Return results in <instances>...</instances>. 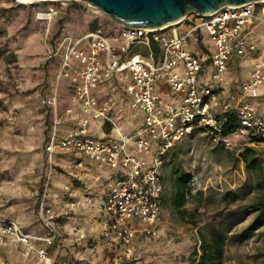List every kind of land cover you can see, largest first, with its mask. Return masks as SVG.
Segmentation results:
<instances>
[{
  "label": "built area",
  "instance_id": "obj_1",
  "mask_svg": "<svg viewBox=\"0 0 264 264\" xmlns=\"http://www.w3.org/2000/svg\"><path fill=\"white\" fill-rule=\"evenodd\" d=\"M58 15L55 8L37 12L40 21H52ZM108 19L106 28L80 37L62 35L49 52L50 59L60 60L53 95L45 100L52 109L53 126L46 146L48 176L40 209L49 233H28L17 220L0 214V245H20L23 257H34L38 264H65L52 253L57 238L56 215L47 204L58 149L118 172L107 184L105 209L123 255L131 258L138 233L149 237L159 234L163 168L178 145L197 131L206 134L213 145L226 149L264 144V111L254 103L262 97L263 60L255 59L250 78L232 97L237 115L233 130H226L220 116L225 111L219 107L218 89L201 83L205 66L213 64V80L221 82L233 57L246 58L257 50L246 30L264 28V1L229 6L210 15L191 14L161 28H128ZM200 34L209 38V55H199L193 47ZM66 83L71 90L66 114L74 124L61 138L59 98ZM120 85L131 108L144 114L137 135L122 132L113 115L114 104L100 101L105 88L116 90ZM159 86L169 90L173 99H164ZM95 121L112 125L116 134L95 136ZM153 154L155 166L150 162ZM128 262L120 257L115 264Z\"/></svg>",
  "mask_w": 264,
  "mask_h": 264
},
{
  "label": "rangeland",
  "instance_id": "obj_2",
  "mask_svg": "<svg viewBox=\"0 0 264 264\" xmlns=\"http://www.w3.org/2000/svg\"><path fill=\"white\" fill-rule=\"evenodd\" d=\"M49 8L59 10V15L52 21L38 20L37 12ZM109 21L98 9L82 1L23 4L17 0H0V163L9 165L18 173L17 185L0 192V212L7 215L13 212L15 215H11L21 225L20 218L29 225L50 231L40 209L42 195L46 192L43 167L41 163L36 164L37 160L24 158L23 150L27 149L34 157V152L43 151L41 140L46 136L47 125L38 102L49 86L43 78L44 73L53 72L55 66L51 63L53 59L49 58L54 39L62 35L80 37L93 29L106 28ZM249 42L258 49L264 47L263 41L249 39ZM247 53L250 55L249 48ZM248 61L249 58L240 60L244 71L240 73L242 80L246 78L243 74L245 71L247 74ZM215 70V66L209 64L201 75V83L213 90L220 85L213 80ZM163 89L159 92L166 99L171 93ZM4 133L23 137L31 134L33 138L25 143L26 147L15 143L12 150L18 157L14 160L3 157L4 151H12L4 148ZM247 148L252 149L251 156L259 159L258 167H247L243 157ZM151 156L150 162L155 166L154 154ZM175 167L177 173L174 172ZM180 171L191 175L190 190L181 207L176 204L175 190ZM163 174V223L158 236L138 233L133 257H125L118 245L119 258L129 261L127 264H190L192 252L195 249L201 251L203 236L210 238L222 233L227 236L224 264H264V218L263 225L253 237L246 241L239 238L241 232L258 219V212L251 209L264 196V190L259 186L264 178L263 143L239 144L226 149L213 145L206 134L197 131L170 153ZM36 179H40V185ZM49 191L50 187L48 196ZM53 211L56 217L60 213L56 209ZM55 223L57 239H63L61 244L66 243L72 232L66 230L65 222ZM75 243L64 261L92 264L102 260V264L103 261L109 263L110 252L104 255L96 252L97 247L101 245L103 248L104 243L99 235L82 240L79 248ZM0 264L21 263L17 254L0 247Z\"/></svg>",
  "mask_w": 264,
  "mask_h": 264
},
{
  "label": "crops",
  "instance_id": "obj_3",
  "mask_svg": "<svg viewBox=\"0 0 264 264\" xmlns=\"http://www.w3.org/2000/svg\"><path fill=\"white\" fill-rule=\"evenodd\" d=\"M246 32L249 34V39L260 40L264 44V28L261 26H255L252 29H247ZM249 67L244 80L240 78V73L243 71L240 60L243 58L233 57L229 69L225 73L226 76L220 82L218 92L220 94L219 107L220 110L227 111L236 107L235 101L232 99L234 95H238L241 90V84L247 81L253 71L254 62L256 58H260L264 61V47L263 49H258L252 53L249 57ZM55 63L53 66V72L46 71L44 73V80L49 84L47 92L44 96L39 99L38 108L44 111V117L46 119V136L41 140L43 145V151L34 152L33 154L28 153L29 151L23 150V157L30 159L29 161L37 160L36 164H42L41 168L44 172L42 178H44V183L47 180L48 175V155L46 152V146L50 139L53 126V113L51 107L45 104V100L53 95V89L55 85L56 75L59 69L60 60L58 58L51 60V63ZM59 62V65H57ZM236 65V66H235ZM236 67L234 69L233 67ZM244 72V71H243ZM246 74V75H245ZM229 75L231 77H229ZM237 76V78H236ZM42 78V79H43ZM162 90L159 86L158 90ZM167 89L164 88L163 91ZM262 97L255 100V106L259 110L264 111V85L261 88ZM71 90L69 86L64 84L60 89L59 98V112H60V126L59 135L64 137L73 126V121L67 116L66 109L69 106V95ZM167 100L173 99L171 95H168ZM41 101V102H40ZM100 101L111 102L113 106V115L116 122L122 132L130 136L137 135L141 132V128L144 123V114L141 111H137L131 108V101L127 99L125 88L123 85L119 86V89H114L112 87H107L103 90ZM40 104V105H39ZM93 134L97 137H109L116 134L115 129L110 124H105L102 122L95 121L93 125ZM33 135L29 134L27 136H12L10 133H4L2 141H4V148L12 150L15 147V143H22L23 147H26V142L31 141ZM25 149V148H24ZM4 158H13L14 160L18 157L16 151H4ZM4 162L5 161L4 159ZM54 172L52 174L50 182V193L47 199V204L53 210H58L60 213L56 217V222L60 224V221L65 222L66 230L72 232V237L68 238L66 243H62L63 239L60 238L55 241V245L52 247V253L55 259L64 262L65 264H72L71 261H64L65 256L69 253V250H73L70 247L76 244L77 247L82 246V240L89 236L99 235L103 239V248L97 247L96 252L100 255L110 252L111 257L109 258V263H117L119 257L117 251L118 241L115 238V233L110 227V218L106 213L105 203L108 195L107 184L110 179L118 172H114L108 167H100L97 164L92 163L86 157H77L73 154L67 153L61 149H58L55 153L54 158ZM0 192L11 189V185H17L18 173L14 168L5 166V163H0ZM37 185L40 179H36ZM41 184V183H40ZM39 184V185H40ZM69 194L71 197H69ZM8 218L16 219L12 215L13 212H9L10 215L3 214ZM12 214V215H11ZM15 215V214H14ZM18 221V220H17ZM23 223L22 226L28 233L32 234H48L43 227H34L26 223L24 219L20 218ZM61 226V225H60ZM76 240V241H75ZM0 247L3 250L12 251L19 257V263L21 264H38L37 260L33 257L26 260L22 255V247L17 244H9L8 246ZM75 250V249H74ZM79 250V249H78ZM117 253V254H116ZM104 264H106L103 261ZM80 264V263H79ZM83 264V263H81ZM92 264H102L101 262H95Z\"/></svg>",
  "mask_w": 264,
  "mask_h": 264
},
{
  "label": "water",
  "instance_id": "obj_4",
  "mask_svg": "<svg viewBox=\"0 0 264 264\" xmlns=\"http://www.w3.org/2000/svg\"><path fill=\"white\" fill-rule=\"evenodd\" d=\"M38 1V0H34ZM99 9L128 28H161L191 14L210 15L229 6L264 0H76Z\"/></svg>",
  "mask_w": 264,
  "mask_h": 264
},
{
  "label": "trees",
  "instance_id": "obj_5",
  "mask_svg": "<svg viewBox=\"0 0 264 264\" xmlns=\"http://www.w3.org/2000/svg\"><path fill=\"white\" fill-rule=\"evenodd\" d=\"M95 30V29H93ZM54 39V42L59 38ZM193 47L196 48L199 55H209V38L205 34H200L194 39ZM225 121L226 130H233L236 126V111L235 109H229L220 115ZM252 149L247 148L243 153L244 161L248 168L258 167L260 165L259 159L251 156ZM174 172L178 170L175 167ZM191 186V175L180 171L178 180L175 184L176 190V204L181 207L184 205L187 194ZM260 188L264 190V178L259 182ZM236 198V196L234 197ZM250 210V209H248ZM251 211L258 212V219L247 229L241 232L239 238L240 241H246L253 237L261 226L263 225L262 219L264 218V196L256 203ZM227 236L224 234H214L210 238L203 236L201 251L195 249L190 255V264H224L225 246Z\"/></svg>",
  "mask_w": 264,
  "mask_h": 264
},
{
  "label": "bare ground",
  "instance_id": "obj_6",
  "mask_svg": "<svg viewBox=\"0 0 264 264\" xmlns=\"http://www.w3.org/2000/svg\"><path fill=\"white\" fill-rule=\"evenodd\" d=\"M17 1H19L20 3H23V4H30V3L35 2L34 0H17ZM40 1H56V0H38V2H40ZM95 9H97V8H95Z\"/></svg>",
  "mask_w": 264,
  "mask_h": 264
}]
</instances>
